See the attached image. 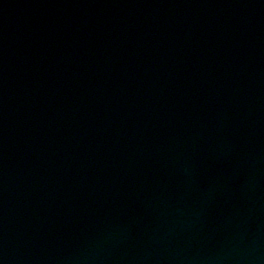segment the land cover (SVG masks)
Returning a JSON list of instances; mask_svg holds the SVG:
<instances>
[{"label": "water", "instance_id": "1", "mask_svg": "<svg viewBox=\"0 0 264 264\" xmlns=\"http://www.w3.org/2000/svg\"><path fill=\"white\" fill-rule=\"evenodd\" d=\"M0 264H264V0H0Z\"/></svg>", "mask_w": 264, "mask_h": 264}]
</instances>
